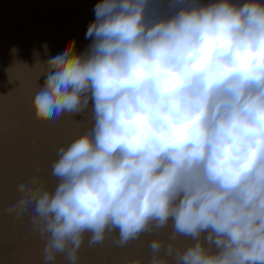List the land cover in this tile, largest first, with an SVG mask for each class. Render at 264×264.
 Wrapping results in <instances>:
<instances>
[{
	"label": "clouds",
	"instance_id": "clouds-1",
	"mask_svg": "<svg viewBox=\"0 0 264 264\" xmlns=\"http://www.w3.org/2000/svg\"><path fill=\"white\" fill-rule=\"evenodd\" d=\"M102 0L88 48L47 61L34 110L93 124L8 209L33 216L44 264H78L113 232L153 240L151 264H264V3ZM91 102V103H90ZM178 237L195 243L176 246Z\"/></svg>",
	"mask_w": 264,
	"mask_h": 264
},
{
	"label": "rangeland",
	"instance_id": "rangeland-1",
	"mask_svg": "<svg viewBox=\"0 0 264 264\" xmlns=\"http://www.w3.org/2000/svg\"><path fill=\"white\" fill-rule=\"evenodd\" d=\"M100 2L0 0V264H44L46 240L39 225L33 216L18 218L8 209L21 196L19 185L32 178L46 182L54 190L58 181L51 175L52 166L60 149H66L92 127L91 106L85 115L62 114L52 125L36 118L33 104L45 82L47 61L65 51L71 60L91 44L86 33ZM169 2L150 0L151 10L166 15L170 11ZM232 2L243 4L247 0ZM171 231L169 225L130 242L128 263L151 264L150 244L155 239L167 242ZM193 243L190 238L178 237L176 246L186 249ZM94 248L84 244L78 264L94 258L97 255ZM125 249L127 245H116L110 248L109 256L121 254ZM57 264H65L63 257L57 258Z\"/></svg>",
	"mask_w": 264,
	"mask_h": 264
},
{
	"label": "bare ground",
	"instance_id": "bare-ground-1",
	"mask_svg": "<svg viewBox=\"0 0 264 264\" xmlns=\"http://www.w3.org/2000/svg\"><path fill=\"white\" fill-rule=\"evenodd\" d=\"M116 240H118V235L113 232L103 244L90 246L92 248L95 247L94 249H96L95 252L97 255L94 256V258L87 257L89 259L84 260L86 261V264H129V243L127 244V249L121 252V254H118V252H116L114 256H109V253L111 251L110 248L116 246ZM84 244H88V237L85 238Z\"/></svg>",
	"mask_w": 264,
	"mask_h": 264
}]
</instances>
